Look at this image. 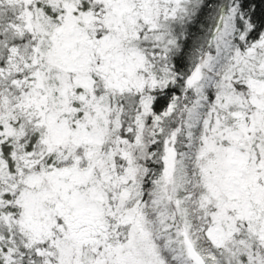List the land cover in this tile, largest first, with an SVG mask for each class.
Listing matches in <instances>:
<instances>
[{
  "label": "snow or ice",
  "instance_id": "snow-or-ice-1",
  "mask_svg": "<svg viewBox=\"0 0 264 264\" xmlns=\"http://www.w3.org/2000/svg\"><path fill=\"white\" fill-rule=\"evenodd\" d=\"M0 264H264V0H0Z\"/></svg>",
  "mask_w": 264,
  "mask_h": 264
}]
</instances>
